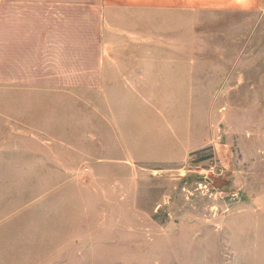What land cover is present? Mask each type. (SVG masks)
<instances>
[{
  "label": "rangeland",
  "instance_id": "obj_1",
  "mask_svg": "<svg viewBox=\"0 0 264 264\" xmlns=\"http://www.w3.org/2000/svg\"><path fill=\"white\" fill-rule=\"evenodd\" d=\"M234 23L231 46L218 47L233 89L187 87L137 112L130 138L175 125L194 149L182 164L138 158L114 128L122 112L104 111L103 96L60 93L68 80L52 77L64 73L26 71L17 93L0 62V264H264V48L257 32L245 47Z\"/></svg>",
  "mask_w": 264,
  "mask_h": 264
},
{
  "label": "crops",
  "instance_id": "obj_2",
  "mask_svg": "<svg viewBox=\"0 0 264 264\" xmlns=\"http://www.w3.org/2000/svg\"><path fill=\"white\" fill-rule=\"evenodd\" d=\"M235 20L243 27L245 47L254 46L251 32H257V46L264 48V0H0L3 78L7 88L23 93L30 77L26 71L62 72L48 75L68 80L56 86L60 93L103 96L104 111L122 112L114 128L120 124L126 130L128 142L142 151L137 157L162 165L182 164L194 149L179 138L175 125L155 134L151 129L152 138L144 134L146 128L130 138L138 133L137 112L153 96L184 94L187 87L205 95L233 89V74L219 64L233 63L232 59L226 50L218 54V47L231 46L229 28ZM189 21L193 28H186ZM191 29L194 38L186 39ZM187 45L195 48L192 56L180 53ZM213 45L216 52L202 53L203 47ZM162 47L179 53H155ZM91 48L96 53L89 55ZM153 144L161 152L150 158Z\"/></svg>",
  "mask_w": 264,
  "mask_h": 264
},
{
  "label": "built area",
  "instance_id": "obj_3",
  "mask_svg": "<svg viewBox=\"0 0 264 264\" xmlns=\"http://www.w3.org/2000/svg\"><path fill=\"white\" fill-rule=\"evenodd\" d=\"M216 168L212 165H209L208 167H206V169L204 170V173L208 176V175H216ZM199 173H202V171H199Z\"/></svg>",
  "mask_w": 264,
  "mask_h": 264
}]
</instances>
